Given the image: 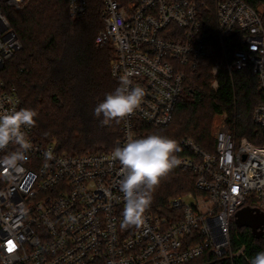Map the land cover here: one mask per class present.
<instances>
[{
  "label": "built area",
  "instance_id": "built-area-1",
  "mask_svg": "<svg viewBox=\"0 0 264 264\" xmlns=\"http://www.w3.org/2000/svg\"><path fill=\"white\" fill-rule=\"evenodd\" d=\"M253 0H101L104 27L96 44L111 43V74L142 87L140 107L121 120L122 134L106 152L73 155L39 141L24 128L32 147L21 167L0 166V261L2 264H213L247 259L232 246V224L245 206L264 212V144L236 139L227 111L217 113L214 150L184 137L189 154L174 169L196 176L195 190L172 197L167 215L146 210L138 226H123L121 165L111 158L136 123L168 127L183 93L185 68L216 52L214 87L225 66L232 76L252 68L264 97V2ZM255 1V0H254ZM72 17L86 13L89 0H68ZM24 0H0V112L20 110L15 86L1 77L22 42L6 10L19 12ZM237 47L230 54L226 38ZM264 128V102L253 112ZM9 145L0 159L16 150ZM46 152L53 154L47 160ZM236 189V191H233ZM15 244L8 250V242Z\"/></svg>",
  "mask_w": 264,
  "mask_h": 264
},
{
  "label": "trees",
  "instance_id": "trees-1",
  "mask_svg": "<svg viewBox=\"0 0 264 264\" xmlns=\"http://www.w3.org/2000/svg\"><path fill=\"white\" fill-rule=\"evenodd\" d=\"M250 2L254 6L259 3ZM101 11V0H89L86 13L78 17L70 15L68 0H29L19 12L6 10L22 48L6 62L1 77L16 87L20 109L31 108L38 113L34 125L37 139L54 144L60 152L83 155L110 151L122 134L121 122L102 125V116L94 115L95 107L106 94L119 86L111 74L115 57L112 44H96L97 34L104 27ZM232 39L227 37L225 44L230 54L237 47ZM213 40L215 54L185 68L184 89L172 123L156 127L137 122L136 138L158 134L174 139L180 147L176 153L179 156L189 154L181 144L184 137L212 151L213 116L227 111L237 140L247 138L254 144H264V128L253 120L255 108L264 102L258 78L252 68L231 76L223 66L217 75L219 86L213 89L211 69L215 59L222 56L215 34ZM195 181L192 172L173 169L161 180L147 210L154 215H167L169 200L194 191ZM243 245L247 259L225 258L212 263L250 264L258 252L264 251V230L257 238L250 228L235 225L233 249Z\"/></svg>",
  "mask_w": 264,
  "mask_h": 264
},
{
  "label": "clouds",
  "instance_id": "clouds-1",
  "mask_svg": "<svg viewBox=\"0 0 264 264\" xmlns=\"http://www.w3.org/2000/svg\"><path fill=\"white\" fill-rule=\"evenodd\" d=\"M144 96L142 87H130L128 76L121 77L120 85L114 92L106 94L95 107L94 115L102 116V125L112 121L119 123L140 107ZM37 116L38 113L31 108L0 112V151L10 144L17 146L16 150L0 159V166L15 170L27 160L26 153L32 145L23 129L33 127ZM179 151L176 140L151 134L144 138L129 135L122 147L117 146L111 152V158L122 166L119 188L125 201L123 226H138L143 222L144 213L151 205L153 193L161 180L180 164L176 155ZM45 157L47 160L54 158L51 152H46ZM250 264H264V251L258 252Z\"/></svg>",
  "mask_w": 264,
  "mask_h": 264
},
{
  "label": "water",
  "instance_id": "water-1",
  "mask_svg": "<svg viewBox=\"0 0 264 264\" xmlns=\"http://www.w3.org/2000/svg\"><path fill=\"white\" fill-rule=\"evenodd\" d=\"M235 223L239 227H248L255 237L263 235L264 212L258 208L245 206L236 213Z\"/></svg>",
  "mask_w": 264,
  "mask_h": 264
},
{
  "label": "rangeland",
  "instance_id": "rangeland-1",
  "mask_svg": "<svg viewBox=\"0 0 264 264\" xmlns=\"http://www.w3.org/2000/svg\"><path fill=\"white\" fill-rule=\"evenodd\" d=\"M29 2V0H24V6H26V4ZM24 8V7H23ZM211 73H212V76H213V79H212V81H211V87L213 88V89H215L216 90V88L214 87V85H213V83H214V80H215V75L213 74V71H212V69H211ZM216 117H217V114H215L214 116H213V123H212V135H213V133H214V128H215V122H216ZM214 150V149H213ZM212 150V151H213ZM184 194V193H183ZM236 225V223H235V221L233 222V224H232V231H233V228L235 227V225ZM234 225V226H233ZM236 227H237V225H236ZM0 264H2L1 263V261H0Z\"/></svg>",
  "mask_w": 264,
  "mask_h": 264
},
{
  "label": "snow or ice",
  "instance_id": "snow-or-ice-1",
  "mask_svg": "<svg viewBox=\"0 0 264 264\" xmlns=\"http://www.w3.org/2000/svg\"><path fill=\"white\" fill-rule=\"evenodd\" d=\"M233 191H236V189H233ZM15 249V244L12 241L8 242V250L13 251Z\"/></svg>",
  "mask_w": 264,
  "mask_h": 264
}]
</instances>
